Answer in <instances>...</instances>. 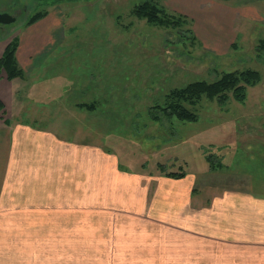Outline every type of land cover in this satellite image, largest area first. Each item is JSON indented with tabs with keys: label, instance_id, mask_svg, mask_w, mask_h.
I'll return each mask as SVG.
<instances>
[{
	"label": "crops",
	"instance_id": "1",
	"mask_svg": "<svg viewBox=\"0 0 264 264\" xmlns=\"http://www.w3.org/2000/svg\"><path fill=\"white\" fill-rule=\"evenodd\" d=\"M146 1L188 17L199 45L216 55L237 43V20L257 13L251 0ZM64 22L55 8L19 30L24 76L14 84L0 72V264H264V193L232 182L204 190L187 172L129 171L99 144L7 110L15 86L25 91L40 76Z\"/></svg>",
	"mask_w": 264,
	"mask_h": 264
},
{
	"label": "rangeland",
	"instance_id": "2",
	"mask_svg": "<svg viewBox=\"0 0 264 264\" xmlns=\"http://www.w3.org/2000/svg\"><path fill=\"white\" fill-rule=\"evenodd\" d=\"M144 1L0 0V13L15 17L0 28V47L17 40L38 11L60 9L65 18L40 76L25 91L15 86L18 93L5 99L7 110L13 115L21 107L25 121L99 144L129 171H183L194 174L204 190L203 183L232 182L264 193V109L258 106L264 107V53L255 50L264 37V0H251L256 17L237 20V43L225 55L210 53L191 38L185 30L190 24L163 27L136 17L131 9ZM243 68L261 74L243 102L202 97L189 106L198 114L195 121L160 109L174 88Z\"/></svg>",
	"mask_w": 264,
	"mask_h": 264
},
{
	"label": "trees",
	"instance_id": "3",
	"mask_svg": "<svg viewBox=\"0 0 264 264\" xmlns=\"http://www.w3.org/2000/svg\"><path fill=\"white\" fill-rule=\"evenodd\" d=\"M132 14L138 18L145 19L148 23L163 27L180 28L189 26L190 19L179 13H170L153 1H144L136 4L131 9ZM46 10L38 11L27 21V25L34 23L46 15ZM185 30L191 33V38H195L191 24ZM232 47H235L233 43ZM17 40L9 41L0 56V72H5L7 79L24 76L23 70L17 63L15 52ZM257 53H264V37L255 44ZM261 80L259 71L251 68H243L232 71H224L213 81L196 80L180 88L172 89L166 96V106L160 107L168 116L184 121H195L198 114L189 106L197 104L202 97L208 99L216 98L220 104H224L230 97L243 102L247 95L248 86H254ZM188 105V106H187ZM3 104L0 101V110ZM156 117V115H155ZM168 176L180 177L183 171H167Z\"/></svg>",
	"mask_w": 264,
	"mask_h": 264
},
{
	"label": "water",
	"instance_id": "4",
	"mask_svg": "<svg viewBox=\"0 0 264 264\" xmlns=\"http://www.w3.org/2000/svg\"><path fill=\"white\" fill-rule=\"evenodd\" d=\"M15 20L14 16L7 13H0V23H9Z\"/></svg>",
	"mask_w": 264,
	"mask_h": 264
},
{
	"label": "flooded vegetation",
	"instance_id": "5",
	"mask_svg": "<svg viewBox=\"0 0 264 264\" xmlns=\"http://www.w3.org/2000/svg\"><path fill=\"white\" fill-rule=\"evenodd\" d=\"M3 26V23H0V28Z\"/></svg>",
	"mask_w": 264,
	"mask_h": 264
}]
</instances>
